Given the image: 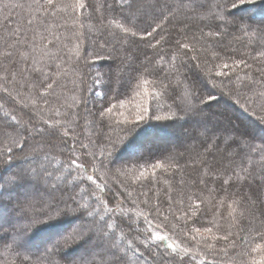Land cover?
Wrapping results in <instances>:
<instances>
[{"label":"trees","instance_id":"obj_1","mask_svg":"<svg viewBox=\"0 0 264 264\" xmlns=\"http://www.w3.org/2000/svg\"><path fill=\"white\" fill-rule=\"evenodd\" d=\"M54 2L65 7L56 9L55 15H52L43 9L38 10L36 0H0V80L3 76L6 79L5 84L0 83V133L9 131L6 126L13 124L11 115L31 127L36 123L34 115L37 114L45 118L42 127L46 126L44 121L49 120L47 126H55L58 130L66 128L75 138L84 130L93 131V138H90L92 143H88V148H97L98 157L90 163L91 159H86L83 149L75 148L73 142L67 139H64L61 147L58 144L62 135L59 131L57 137H48L46 141L29 138V148L16 155L12 165H16L15 162L26 154L46 155V151H41L44 145L54 146L64 159L67 172L63 175L50 166L51 178H59L60 183L64 184L69 174L78 176L76 181L67 184L66 190L64 186L60 187L62 196L66 199L77 196L81 203L103 211L101 204L90 196V189L98 188L100 199L110 206L105 178L111 167L121 163L124 170L119 177L122 186L127 188L119 193L127 198L122 204L135 207L133 213L141 218L139 224L145 223L143 228L147 232L144 231V235L152 246H158L162 252L175 249L177 257L184 258L186 256L181 249L186 248L198 254L201 260L207 258L213 264H253V261L264 258V251H251L256 244H264V216H261L264 211V125L253 115V111L261 112L264 105V39L255 31H234L231 26L222 29L219 36L208 35L209 32L214 33L215 29L207 26L212 23L210 19L202 18L203 10L198 7L202 0H159L158 5L156 0H136L132 10L128 9L127 2L122 5L120 0H79L86 5L83 9L74 7L78 0ZM242 11H247L249 23H253L255 29L258 27L255 23L264 17V0H257L255 5L242 6L235 11V15L241 16L239 12ZM128 17L131 18L130 23L126 21ZM29 20L32 21L31 25L28 24ZM181 22L187 23V26L179 29L177 24ZM18 26L25 30L27 40L18 46L19 51L13 57L6 59L2 37L7 36L8 28ZM125 27L131 28L136 35L125 34L122 31ZM193 27H197L199 33L197 37H188L186 34ZM145 30L152 34L147 35ZM194 38L218 52L220 59L216 68L224 75L199 74L195 47L192 45ZM184 44L188 47L184 48ZM224 64L228 67H223ZM143 81H147V84ZM167 81L171 84H167ZM48 82L53 83V89L46 88ZM160 83L164 84L161 102L165 105L158 106V102L145 90H153ZM165 85L169 87L166 89ZM209 92L216 94L218 100L211 105L198 103L200 97L207 98ZM25 95L27 98L32 96L33 104L30 106L28 100V106L17 105V101H22ZM226 95L230 100L225 98ZM112 98L126 105V112L128 108L132 112L149 109V115L151 110L163 114L165 109L170 113L177 112L178 107L188 109L195 105L197 109L203 108L205 111L198 117L186 111L181 120L198 121L202 131L196 130L202 134L205 133L203 124L207 120L204 112H210L219 103L228 105L248 122L245 125L237 119L232 120L237 126L236 130L247 133L248 137L242 141L241 149L229 151L232 158L224 168L223 149L211 153L214 158L210 156V161L206 156L202 157L199 146L192 150L193 153L186 150L195 163V174L187 173L180 178V175H176L178 169L175 166L183 158L176 155L173 148L170 151L157 143L149 144L147 148L139 142L136 144L138 137L144 141L146 136L155 133L161 138L170 136L165 128L166 121L152 120L143 123L114 154L115 165L108 164L105 158V167H101L99 161L105 138L109 135L116 137L123 127L122 120L128 121L129 117L128 112L120 114L118 111L117 115L111 111L103 117L109 126L107 131L99 127L95 114ZM82 101H86V105ZM77 113L78 127L69 121V116ZM120 115L123 116L121 120ZM201 120H204L202 124ZM223 120H227L225 115ZM73 128L74 131L71 130ZM225 129L228 132L225 133ZM221 134L224 140L222 145L231 138L239 139L230 123L222 129ZM13 137L14 133L5 140L0 135V147L11 144ZM211 140L217 143V137L211 136ZM146 149L150 151H145L138 159L134 158ZM67 152L77 154L78 161L84 164L83 170L69 163L68 158L72 154ZM123 154L127 157H122ZM55 155L52 153V156ZM202 161H207V164ZM51 162H57L59 166L57 160ZM157 164L159 168L155 167ZM4 166L7 165H0V168ZM93 166H96L97 173L94 182L86 179L88 176L85 172L93 171ZM141 172L144 176H140ZM99 180L103 184L101 188ZM225 180L228 183H224ZM111 185L114 186L113 183ZM36 193V199L47 198L43 191ZM229 204L233 207L229 208ZM4 208L12 211L7 214H10L8 217L18 215L17 207L14 209L9 201H0V212ZM249 208L254 209L255 219L249 215ZM116 216L113 214L109 219L113 225L110 231L126 247L133 230L126 233L127 227L121 220L115 222ZM69 224H72L71 220L40 225L35 235L55 236L56 231L63 232ZM206 228L212 231L206 232ZM155 234L163 235L166 241L159 243ZM225 236L228 238H221ZM166 243L170 244L169 248L165 246ZM207 245L213 247L208 248ZM24 255L23 251L18 255L7 248H0V264H20ZM31 264H41V261L32 259Z\"/></svg>","mask_w":264,"mask_h":264},{"label":"snow or ice","instance_id":"obj_2","mask_svg":"<svg viewBox=\"0 0 264 264\" xmlns=\"http://www.w3.org/2000/svg\"><path fill=\"white\" fill-rule=\"evenodd\" d=\"M126 2L128 9L132 10L136 0H130V2L129 0H120L122 5ZM156 2L158 5L159 0H156ZM256 3L257 0H202V2L198 3V7L203 10L202 18H207L212 21L211 24L207 25L215 29L214 33H208L210 36H219L222 34V29H227L231 26L234 31H255L264 39V17H261L255 23L258 27L254 29L252 27L253 23H249V17H238L235 15V11L240 10L242 6L255 5ZM36 6L38 10L43 9L45 13L51 12L52 15H55L56 9L65 7L55 4L54 0H43V2L36 0ZM85 6L79 0L74 5L78 9H83ZM169 11H171L170 8ZM126 21L130 23L131 18H126ZM7 23L6 21V28ZM31 23L32 21L29 20L28 24L31 25ZM118 27L120 26L118 25ZM122 31L131 36L136 35V32L132 31L131 28L125 27L122 28ZM7 32V36L2 37L5 46L3 55L6 59L13 57L19 51L18 46L27 40L24 34L25 30L19 26L15 29L8 28ZM145 32L147 35L152 34L147 30ZM183 47L187 48L188 45L184 44ZM223 67L227 68L228 65L224 64ZM224 74L222 72H216L217 76ZM13 79H15V76H13ZM143 83L146 85L147 81H143ZM41 86L43 87V85ZM215 86V83H213V87ZM168 87L169 85H165L166 89ZM46 88L53 89V83L48 82ZM217 100L218 97L216 94L209 92L207 98L201 96L198 103L211 105ZM82 102L86 105V101ZM261 109V112L253 111V115L256 116L257 121L261 125H264V105L261 106ZM105 110L111 112L112 108H101L95 115L99 119V127L107 131L109 126L103 120ZM186 111L192 112L198 117L205 109H197L195 105L190 106L188 109L178 107L177 112L163 117L156 114L155 110H151L150 115L148 114L149 109L138 111L132 120L126 122L127 126L120 129L116 137H112L111 135L107 136V143L103 149L102 158L99 161L101 167H105V158L108 159V164L115 165L116 162L113 159L114 154L143 123L152 120L157 122L163 120L167 122L165 125L176 127L177 123L184 119ZM11 119L15 121L16 117L12 116ZM69 121L75 123L78 127V113L69 116ZM47 123V121H44V124ZM179 126L184 127L182 124ZM6 127L9 131L7 133H0L5 140L12 133L15 134V137H19V139L17 140L13 137L11 144L0 147V165H7L6 167L0 168V201L5 197L10 200L14 199L19 218H10L7 221L0 218V248H7L16 252L18 255L23 251L25 255L21 258L20 264H31L32 259L40 260L41 264H141V262L142 264H188V261L184 257H177L175 249L172 252H152L147 240H141L135 244L129 240L126 247H123L117 241L115 233L110 231L113 225L109 223V219H111L113 214H116V209L109 208L108 203L101 200L99 196H96L94 193L92 194L95 202L101 204L103 211H101V208L90 206L87 203H81L77 196H69L67 199L61 196L58 199L56 192L61 191L60 185L52 183L49 179L51 174L48 173V170L42 166H36L33 158L26 156L25 164L12 165L11 162L15 156L24 153L29 148V138L33 140L39 138L46 141L48 137H57L59 130L55 126L49 125L45 128L39 124H32L31 127L26 125L24 128H20L17 124H11ZM71 130L74 131L75 128ZM218 130L215 129L209 134L207 129H205L204 143L206 145L212 144V148L216 150H219V143H224L221 137H217L219 143H212L211 135H214L215 131ZM224 131L228 132V129ZM232 131L236 132L239 139L234 137L232 140L227 141L226 151L233 147L241 149L242 141L248 137L247 133H241L236 129H232ZM64 135H68V132H65ZM90 143L92 142L90 141ZM81 147L87 148L88 145L81 144ZM145 151H150V149L141 150L134 158H140ZM207 151L211 152V149H207ZM93 158H95L94 153ZM202 163L207 164V161H202ZM73 164L76 167L81 166L76 161H73ZM155 167L159 168L160 165L157 164ZM119 172L120 169L118 168L117 173ZM140 176H144V173L141 172ZM87 179L93 181L91 175ZM68 182L64 181V190H66ZM224 183H228V181L225 180ZM36 191L45 192L47 198L36 199L33 196V193ZM128 195L130 196L131 193L129 192ZM228 207L232 208L233 206L229 204ZM247 211L255 219L254 209L249 208ZM106 216L107 219L105 218ZM261 216H264V211L261 212ZM66 220L72 221L70 227L55 236L35 235L40 225L63 223ZM196 231L199 232L200 229H196ZM205 231L211 232L212 229L206 228ZM221 238L227 239L228 237ZM34 239L36 241L34 245L35 253H32L30 245ZM159 239L163 240L164 237H159ZM140 244H143V250H141ZM207 247L212 248L213 246L207 245ZM181 251L186 253L187 249H181ZM251 251H264V244H256ZM129 253H131V256H129ZM208 264H212V262L208 261ZM253 264H264V258L258 262L253 261Z\"/></svg>","mask_w":264,"mask_h":264},{"label":"rangeland","instance_id":"obj_3","mask_svg":"<svg viewBox=\"0 0 264 264\" xmlns=\"http://www.w3.org/2000/svg\"><path fill=\"white\" fill-rule=\"evenodd\" d=\"M239 14L241 16H245V17H248V13L247 11H242V12H239ZM184 26H187V23H178L177 24V27L180 29L181 27H184ZM199 33L198 31V28L197 27H193L191 30H190V33L187 32V36L188 37H197V34ZM192 45L194 48V55L196 56V59H197V64H198V67L200 68V72L199 74L201 73V75H209V74H216V72H218L217 70V63L219 62V56H218V52L213 48V47H210L209 44L207 43H200L197 39H193L192 41ZM92 77V75H91ZM6 79L3 77H1V80H0V83H3L5 84V81ZM167 84H171L170 81H167L166 82ZM7 85V83H6ZM164 84L160 83L155 89L153 90H146L148 92V95H152V98L155 99L157 102H158V106H160L161 104L162 105H165L164 103L161 102L162 100V96H161V89L163 88ZM148 96V97H149ZM224 96V95H223ZM225 98H227L228 100H230V97L229 96H225ZM29 100V105L31 106L33 103H32V96L30 98H27L26 95L25 97H22V101L20 99V101H17V105L19 106H23V105H27L26 103L28 102ZM25 102V103H23ZM28 106V105H27ZM26 107V106H24ZM112 108V111L118 115V111L120 114H123V112H126L124 111L126 108V105L124 104H120V102H118V100L116 98H112L110 99V101L107 103V104H103L101 106V108ZM100 108V109H101ZM5 112V111H4ZM128 112V113H127ZM126 113L128 114V121L132 120L136 113L138 111H130L129 108H128V111ZM131 112L133 114H131ZM110 112L106 111L105 110V114H104V117L107 116V114H109ZM215 113V114H214ZM6 114V112L4 113ZM172 113H170L167 109H165V111H163V114H158L160 116H169L171 115ZM204 115L207 117L205 120V123L203 124V127H204V130L207 129L208 133H212L215 129H219L218 131H215V134L214 135H211V136H214V138L216 137H222V134H221V131L224 127H226V125L228 123H230L232 125V129H237V126L236 124L233 123V119L234 120H238L239 122H241L242 124H248V122L242 118L241 116H239L236 112H234L228 105H224V104H218L216 107L212 108L210 110V112H204ZM224 115L225 117L227 118V120H223L224 119ZM12 117V115H11ZM16 117V116H15ZM35 119H36V123L35 124H39V125H42L41 123H43V117L44 116H37V114L34 115ZM123 116H119V119L121 120ZM204 120H201V124L204 122ZM123 121V127L127 126L126 125V120H122ZM163 121V120H162ZM228 121V123H227ZM49 122V120H48ZM13 124H17L20 128H24L26 126L25 122L21 123V121L18 119V117H16V120L15 121H12ZM50 123H52V121H50ZM184 125V127H180L179 125ZM200 124L198 121H188V120H183V122L180 120L178 123H177V126L176 127H169V126H165L166 130L168 129V132L170 134L169 137H158L157 133H155V135H148L146 136L144 139V141H140V138H136L135 141L136 144L139 142L141 143V145L144 147V148H147V146L150 144H154V143H157V144H160L162 146H166L169 148V150L171 151V149L173 150V152H175L176 155H178L179 157L182 156L183 160H181V162L178 164V166H175L177 170L176 172V175H180L179 177L181 178L182 176H184L185 174L187 173H192V174H195V172L193 171V165L195 164L194 161L192 160V157H191V154H187L186 153V150H188L189 152H192L194 150H196L199 146V150L200 152L203 154L202 157L206 156L207 157V160H211L210 159V156H212L214 158V154L211 155V153H213L214 151H216L215 148H212V144H205L204 141H205V133L202 134L200 131H202L199 127ZM45 126V125H44ZM29 127V126H28ZM48 127L47 124L45 126V128ZM199 129V130H196V129ZM60 131V134L61 135V138L58 140V144L61 145V147L64 145V139H67L68 141H72L73 142V145L75 148L77 149H83V152L86 154V159H91L89 160L90 163H92V159H93V153L95 154V158L96 159L98 157L97 155V148L95 150H92L91 148H88L90 146H88L87 148H82L81 147V144H85V145H88V143H90V138L92 137L91 134L93 133V131L89 132V131H86L84 130V132L82 131V134H80V136L78 138H75L72 134V132L70 130L66 131V128H63V130H59ZM65 132H68V135H64ZM226 133V132H225ZM232 134V133H231ZM93 135V134H92ZM144 136V134H143ZM63 138V139H62ZM71 138V139H70ZM93 138V137H92ZM236 138V137H235ZM31 139V138H30ZM38 141V139H36ZM106 141H104V145L107 143V138H105ZM232 140V138H231ZM134 141V142H135ZM71 143V142H70ZM217 143H219L217 141ZM214 144V143H213ZM91 145V144H90ZM65 147H63L62 150H64ZM42 150L46 151V155L42 156V155H37V156H34V155H29V154H26L25 157H30V158H33L34 160V163L36 166H42L43 168H46L48 170V173L50 171V166L52 168H55V169H58V170H55L56 172L58 173H62L64 175L65 172H67V166H65L64 164V159L62 158V156H60L58 152V150L54 147V146H48V145H44L41 147ZM207 149H211V152L207 151ZM223 149V160H222V168L224 167H227L228 166V163L230 162V159L232 158L231 157V154L229 153V151L232 152V150L236 149L235 147L231 148V149H228L226 151V144L222 145V143H219V152H221V150ZM41 150V151H42ZM66 150V149H65ZM193 150V151H192ZM40 151V150H39ZM128 152V151H127ZM52 153L56 154L55 156H52ZM67 154H72L70 152H67ZM77 155V154H76ZM72 154L71 156H69V163L71 165H73L74 167H76L75 164H73V161H76L77 164H80L82 170H83V166L84 165L81 161H78V157ZM127 157V155H122V157ZM25 157H23L22 159H19L17 160L15 163L16 165H20V164H25L26 161H25ZM121 157V158H122ZM229 157V158H228ZM57 160L58 163H59V166H57V162L53 163L51 162L52 160ZM215 160V159H214ZM14 164V163H12ZM14 165V166H16ZM6 167V166H4ZM58 167V168H56ZM78 168V167H77ZM120 169V172L117 173V169ZM195 169V168H194ZM85 170V169H84ZM124 170V166L121 167V163L120 164H116L115 166L111 167V170L108 174V176H106V187H108V191H109V201H110V206H108L109 208H115L116 209V214L117 215L115 219V222H119V220L122 221L123 225H125V227H127V231L125 230L126 233L130 232V230L132 231L133 230V234L129 236V239L128 240H131L135 243L141 241V240H147V243L151 246V249H152V252H157V251H160V248L157 246H152L149 242V240L147 239V236L144 235V231L147 232L146 228H143L145 227V223L143 224V222H140V217L138 216L137 213H133V206L131 205H128L127 203V206H124V204H122V201L125 200L127 201L124 197H122L119 193H121L120 191H122L123 189H126L125 186H122V181L120 179V174L122 173V171ZM85 172L87 173V176L91 175L93 178L95 177L96 178V166H93V171L90 170V171H86ZM80 173V172H79ZM78 173V174H79ZM70 176H68L69 178H66V180H68L69 182L74 180L76 181V179L78 178L77 175L75 174H69ZM81 175V173H80ZM83 176V174H82ZM86 178V177H85ZM98 178V177H97ZM49 179L51 180L52 183H55V184H59L60 187L64 186V184L60 183V180L59 178H57L56 180L53 178H51V176L49 177ZM87 179V178H86ZM181 180V179H179ZM94 181V180H93ZM103 181V180H101ZM68 182V184H69ZM99 185H100V188L103 184L100 183V180H99ZM103 183V182H102ZM114 184L111 185V184ZM98 185V184H97ZM98 185V187H99ZM89 187V186H87ZM97 187V186H96ZM62 189V188H61ZM88 189V188H87ZM90 189V188H89ZM116 189H118L119 191H115ZM86 190V189H85ZM100 191L98 190V188H93V189H90V196H93L92 194L94 193L96 196H100ZM45 193V192H44ZM68 193V192H67ZM33 196L37 198V193H33ZM56 196L57 198H61L62 194L60 193V191H57L56 192ZM39 197V196H38ZM69 197V196H68ZM66 199V197H63ZM3 200L5 201H9V203L11 205H13V208L15 209L17 206H16V203L14 202L15 200L12 199H8L7 197H5ZM12 213V211L9 209V208H4V211L0 212V218H3L5 221H7L8 219L10 218H16L18 219V215H12L11 217H8L7 214L8 213ZM147 216H145L144 218H146ZM148 219V217H147ZM161 219H164V218H161ZM70 227V224L66 226L65 230ZM135 231V232H134ZM59 231H56L54 233L55 234H58ZM123 234V232H122ZM157 235L156 238L159 239V237H164L163 235H158V234H155ZM53 236V235H52ZM35 240V239H34ZM34 240L32 242H34ZM162 241H166L165 237L163 240L159 239V243L162 242ZM34 245H35V242L32 243L30 245V248L33 249L31 250L32 252H35V248H34ZM127 245V244H126ZM167 248L170 247V244L169 243H166L165 245ZM140 248L141 250H143V244H140ZM181 249V248H180ZM162 252V251H160ZM183 254L186 256V260L188 261V264H199L198 262H200L202 264H207L209 261L207 258L205 259H202V260H205V261H202L200 259V257L198 256V254L194 253L193 251H187L186 253L183 252ZM213 264V263H212Z\"/></svg>","mask_w":264,"mask_h":264}]
</instances>
